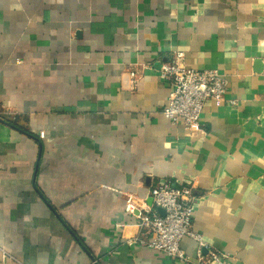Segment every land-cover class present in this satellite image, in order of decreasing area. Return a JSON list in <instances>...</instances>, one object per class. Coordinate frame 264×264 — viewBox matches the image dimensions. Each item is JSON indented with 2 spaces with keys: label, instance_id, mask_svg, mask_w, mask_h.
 <instances>
[{
  "label": "crops",
  "instance_id": "1",
  "mask_svg": "<svg viewBox=\"0 0 264 264\" xmlns=\"http://www.w3.org/2000/svg\"><path fill=\"white\" fill-rule=\"evenodd\" d=\"M174 51L228 81L191 128L163 113ZM164 181L209 249L264 264V0H0V264H187L126 211Z\"/></svg>",
  "mask_w": 264,
  "mask_h": 264
},
{
  "label": "built area",
  "instance_id": "2",
  "mask_svg": "<svg viewBox=\"0 0 264 264\" xmlns=\"http://www.w3.org/2000/svg\"><path fill=\"white\" fill-rule=\"evenodd\" d=\"M131 75L135 81L136 71H132ZM160 76L171 86L168 105L163 113L173 124H182L187 128L199 125L205 104L210 99L217 102L228 100L226 76L217 68L201 70L188 66L183 51H174L171 59L161 65ZM151 197L152 206H137L134 202L127 204L126 211L137 218L145 235L135 241L187 264H230V252L209 249L202 235L194 230L197 198L193 186L174 187L168 182H159L153 188ZM187 236L198 243L196 259L181 247L183 238ZM2 252L8 256L4 248Z\"/></svg>",
  "mask_w": 264,
  "mask_h": 264
},
{
  "label": "water",
  "instance_id": "3",
  "mask_svg": "<svg viewBox=\"0 0 264 264\" xmlns=\"http://www.w3.org/2000/svg\"><path fill=\"white\" fill-rule=\"evenodd\" d=\"M159 210H160L162 213H164L163 209L160 208Z\"/></svg>",
  "mask_w": 264,
  "mask_h": 264
}]
</instances>
